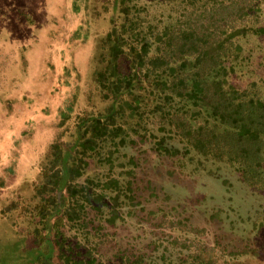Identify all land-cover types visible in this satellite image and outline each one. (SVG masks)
Wrapping results in <instances>:
<instances>
[{
  "label": "rangeland",
  "instance_id": "obj_1",
  "mask_svg": "<svg viewBox=\"0 0 264 264\" xmlns=\"http://www.w3.org/2000/svg\"><path fill=\"white\" fill-rule=\"evenodd\" d=\"M113 1L0 0V264H47L49 256L61 264H264V148L245 174L237 162L198 154L185 129L213 128V120L178 98L175 116L131 119L136 124L89 159L80 181H95L77 195L80 219L61 227L63 254L36 237L41 214L31 213L50 144L67 142L78 115L109 102L95 71L117 22ZM135 1L140 28L156 40L149 54L166 23L211 21L189 15L188 1ZM214 1L235 4L236 26L264 27V0ZM237 39L240 59L225 88L264 99V38Z\"/></svg>",
  "mask_w": 264,
  "mask_h": 264
},
{
  "label": "trees",
  "instance_id": "obj_2",
  "mask_svg": "<svg viewBox=\"0 0 264 264\" xmlns=\"http://www.w3.org/2000/svg\"><path fill=\"white\" fill-rule=\"evenodd\" d=\"M169 1H188L195 5L185 9L189 15H207L211 21L197 25L188 22L185 28L178 26L181 21L166 23L157 32L156 50L149 54L156 40L147 39L140 28L141 7L135 0H114L117 22L101 41L102 67L95 71V81L108 105L103 110L78 115L70 139H56L50 144L47 165L40 169V188L34 195L37 202L31 215L36 218L41 214L38 223L42 229L35 230L40 243L50 238V248L57 246L60 255L61 227L64 222L80 219L77 195H87L86 185L95 181L92 175L80 181L89 159L106 140L120 138L126 127L144 116L158 111L175 116L171 112L175 98L198 106L213 120V128L204 125L192 129L187 123L186 140L198 154L237 162L243 174L255 171V164L260 161L264 148V99L231 85L225 88V84L228 70L233 71L240 59L238 36L264 38V27L236 26L234 3L215 7L214 0ZM160 41L166 46L164 51ZM45 258L47 264H61L52 262L51 256Z\"/></svg>",
  "mask_w": 264,
  "mask_h": 264
}]
</instances>
